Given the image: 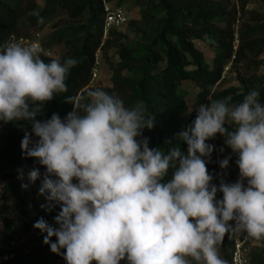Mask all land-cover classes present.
Wrapping results in <instances>:
<instances>
[{"label": "clouds", "instance_id": "9594fccd", "mask_svg": "<svg viewBox=\"0 0 264 264\" xmlns=\"http://www.w3.org/2000/svg\"><path fill=\"white\" fill-rule=\"evenodd\" d=\"M30 14L44 23L38 12ZM41 51L36 43L0 45V121L31 123L22 154L46 169L39 194L48 203L41 207L51 211L60 204L57 228L42 218L33 225L47 233L43 243L51 252L66 264H228L219 254L226 235L264 239V105L258 90L235 104L231 97L201 103L178 133L186 154L179 146L164 151L150 148L143 136L155 120L143 100L127 107L100 88L66 97L72 110L63 119L55 113L36 119L54 95L67 92L66 78L80 63L72 57L46 63ZM217 134L238 157L235 183H211L205 158L214 146L206 141ZM229 159L219 161L221 169ZM39 176V169L28 172L30 182Z\"/></svg>", "mask_w": 264, "mask_h": 264}, {"label": "trees", "instance_id": "16d2710c", "mask_svg": "<svg viewBox=\"0 0 264 264\" xmlns=\"http://www.w3.org/2000/svg\"><path fill=\"white\" fill-rule=\"evenodd\" d=\"M106 1L110 3L109 0ZM120 3L121 0H117L114 4L121 5ZM143 4L146 11L159 15V27L156 37L145 47L137 50L128 48L122 42L125 34L117 29H113L103 37L102 0H43L41 7L37 0H16L14 3L0 0V45H4L6 39L13 36L12 31L20 19L24 21L27 29L33 28L38 31L43 25L52 21L59 12L65 13L72 21L85 17L84 23L57 31L56 38L60 41L63 34L71 30L70 37L65 41V49L59 58L40 54L46 63L51 59H60L63 63L69 57L78 59L80 63L70 70L66 78L67 92L54 95L53 100L43 105V111L37 115L36 119L47 120L54 113L63 119L72 110V105L66 102V97L87 91L84 87L91 82V71L95 65L94 54L96 52L100 54L102 49L110 47L115 49L119 60L117 63L106 60L111 83L107 92L119 96L127 107H131L139 100L145 102L148 113L155 117L154 127L151 130L145 129L143 132V136L149 138L150 148L160 147L167 151L171 147L179 146L186 154L187 145L180 140L178 133L187 129L195 118L198 105L207 98L231 97L230 103H239L257 82L259 84L257 90L260 93L258 100L264 105V76L251 81L237 74L236 77L242 87L241 93H238L236 87L223 89L217 87L218 82L221 81L222 71L228 63L241 60L246 55V51H252L257 56L263 49L264 24L247 27L244 31L239 30V39L242 41L234 50V27L228 13L224 11L225 5L222 0H145ZM34 12H38L39 16L44 18L43 24L37 22L36 15L30 14ZM217 21H221V26ZM27 34L24 32L22 35L29 37ZM253 34L258 35L253 38ZM203 36L209 38V45L215 50L209 64L205 63L203 52L194 44V40H200ZM184 80H193L200 89L196 95L195 102H198L195 108L190 106L187 99L178 92V86ZM212 89L215 90L214 93ZM25 132L31 133L30 122L0 121L2 169L16 164L39 165L35 158L22 154L20 144ZM37 139L34 134L31 136L33 143ZM223 139L217 134L214 139L206 142L219 146L218 157H230L237 160V155L232 151L229 153L224 151ZM221 148L223 152L220 151ZM205 159L209 160L206 166L208 172L213 175L211 183L218 186L217 154L214 147L210 158ZM171 175L172 172L169 170L166 179H170ZM13 176L14 174L10 171L0 173V183ZM42 180L43 176H39L34 182L27 179H23V182L30 190H39ZM216 198L221 199L222 193L217 192ZM59 211V203H56L51 211L37 205L34 218L24 221L20 230L27 232L34 229L38 245L35 249L28 251L15 246L7 249V251L15 252L16 264H48V261L40 255L42 246L50 248L49 244L43 243L47 233H42L33 225L42 218L48 225L57 228L54 217L59 214ZM2 220L5 224L9 222L3 216ZM20 234L17 231L6 234L0 238V247L8 245L10 241L22 240ZM55 240L54 236L51 237L50 243ZM231 248L232 235H226L219 246V254L222 259L228 261V264H230ZM54 254L56 258L63 256ZM251 258L255 259L248 253V264H251ZM120 264H127V262L122 260Z\"/></svg>", "mask_w": 264, "mask_h": 264}, {"label": "rangeland", "instance_id": "374dc122", "mask_svg": "<svg viewBox=\"0 0 264 264\" xmlns=\"http://www.w3.org/2000/svg\"><path fill=\"white\" fill-rule=\"evenodd\" d=\"M7 1L14 3L16 0ZM109 1L111 4L117 2V0ZM143 1L145 0H121L120 3L126 10L128 24L117 28V30L125 34L122 42L130 49L139 50L145 47L156 37L158 32L159 15L150 13L148 10L146 11ZM37 2L39 7L43 5V0H37ZM222 3L225 5L224 11L228 13L229 19L234 27L233 49L235 50L242 41L239 39V30L244 31L247 27L264 24V0H222ZM84 22L85 17L72 21L65 13L59 12L52 21L38 29L40 32L39 41L43 49L51 52L50 57L59 58V55L65 49V41L70 37L71 30L66 31L60 41L56 38L57 31L67 29L70 26H77ZM217 23L221 26V21H217ZM35 30L33 28L27 29L24 21L20 19L12 31L13 36L7 38L4 44L16 42L17 36H23L22 34L24 32H27L30 37ZM258 34L262 35L260 32ZM258 34H253L252 37L254 38ZM79 36L81 37L82 33ZM194 44L203 52L205 63L209 64L215 53L214 48L209 45V38L203 36L200 40H194ZM97 59V77L88 86L84 87V89L100 88L107 92L111 83L109 80L110 70L106 60L108 59L112 63H117L119 58L116 56L115 49L110 47L102 49L100 54L98 52ZM227 66V69L224 68V77L220 79L221 81L218 82L217 87L219 89L236 87L238 93H241L242 87L236 77L237 74H240L245 79H251V81L264 76V47L257 56L252 51H246L244 58L235 63L230 62ZM258 86L259 84L256 82L251 89L257 90ZM199 90L197 83L193 80L181 81L178 86V92L187 99L189 105L193 108L196 107V103L198 102H195V99ZM222 147L224 151L231 152V149L226 147L224 142ZM222 159L224 158L221 156L217 159L219 171L230 179L232 183H235L239 179V169L236 160L230 158L228 167L221 169L219 161ZM34 168L39 169L40 176H43L46 171L41 165L16 164L12 167L2 169L0 164V173L10 171L14 174L13 177L4 179L0 183V238L8 233L17 231L19 234L21 233L22 240L14 242L9 247H22L27 251L36 248L38 245L36 240L37 236L34 229L23 232L20 228L24 221H30L34 218L37 205H42L47 202L45 199L46 194L40 195L39 190H30L28 186L22 187V185H25L23 179L28 180V172ZM2 216L9 222L5 224ZM246 244L249 253L255 257V259L251 258L250 263L264 264V239L255 240L248 237ZM64 251V249H61V253ZM40 255L48 261V264H63L57 262L59 257L56 258L49 247L42 246Z\"/></svg>", "mask_w": 264, "mask_h": 264}, {"label": "built area", "instance_id": "2783aa9c", "mask_svg": "<svg viewBox=\"0 0 264 264\" xmlns=\"http://www.w3.org/2000/svg\"><path fill=\"white\" fill-rule=\"evenodd\" d=\"M102 3H103V11H104L102 34H103V37H105L113 29H117L125 25L127 23L128 16L126 14V10L124 9L122 5L111 4L106 0H102ZM39 37H40V32L35 31L33 35H31L30 37L20 36L16 38V42H21L25 45L30 44V43H36L42 49L40 54H43L45 56H50L51 52L49 50L43 49L39 41ZM97 56H98V52L94 54L95 65L91 71V81H93L97 77V74H98ZM224 68L227 69L228 66H225ZM224 74H225V71L223 70L220 79L224 77ZM208 102H210V98L205 99L201 103H208ZM214 148H215L217 159H218L219 146L214 145ZM221 180H223L225 183H232L231 180L228 179L224 174H222L221 171H219L218 169V186ZM247 239H248V236L244 233H241L236 236H232V248H231V253L229 257L230 264H248L249 251H248L247 244H246ZM13 243L14 241H10L8 245H4L0 247V264H16L14 262L15 252L7 251V249L12 247V246L9 247V245ZM57 262L66 264V261L64 260L63 256L59 257L57 259Z\"/></svg>", "mask_w": 264, "mask_h": 264}]
</instances>
